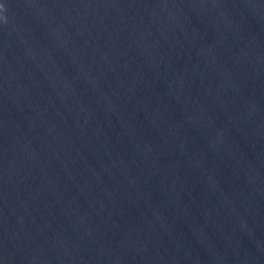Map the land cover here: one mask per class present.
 <instances>
[{"label":"water","instance_id":"95a60500","mask_svg":"<svg viewBox=\"0 0 264 264\" xmlns=\"http://www.w3.org/2000/svg\"><path fill=\"white\" fill-rule=\"evenodd\" d=\"M0 264H264V0H0Z\"/></svg>","mask_w":264,"mask_h":264}]
</instances>
